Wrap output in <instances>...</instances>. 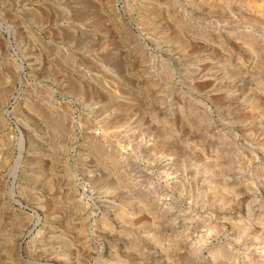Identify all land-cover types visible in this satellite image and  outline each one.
<instances>
[{
    "label": "rangeland",
    "instance_id": "1",
    "mask_svg": "<svg viewBox=\"0 0 264 264\" xmlns=\"http://www.w3.org/2000/svg\"><path fill=\"white\" fill-rule=\"evenodd\" d=\"M0 264H264V0H0Z\"/></svg>",
    "mask_w": 264,
    "mask_h": 264
},
{
    "label": "water",
    "instance_id": "2",
    "mask_svg": "<svg viewBox=\"0 0 264 264\" xmlns=\"http://www.w3.org/2000/svg\"><path fill=\"white\" fill-rule=\"evenodd\" d=\"M7 114H9V112H6Z\"/></svg>",
    "mask_w": 264,
    "mask_h": 264
}]
</instances>
